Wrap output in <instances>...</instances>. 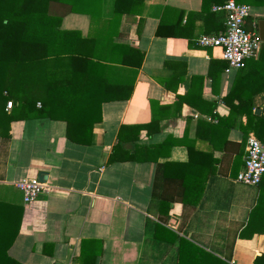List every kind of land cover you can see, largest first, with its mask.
Segmentation results:
<instances>
[{
	"label": "crops",
	"instance_id": "obj_1",
	"mask_svg": "<svg viewBox=\"0 0 264 264\" xmlns=\"http://www.w3.org/2000/svg\"><path fill=\"white\" fill-rule=\"evenodd\" d=\"M226 1L144 0L140 16L120 18L115 48L105 41L100 54L116 63L97 68L91 83L93 99L110 101L100 105L87 145L69 142L59 121L9 123L5 150L0 143V202L19 214L8 257L19 264H177L182 241L227 264H252L264 255V235L238 237L255 204L264 213V175L254 187L235 181L245 143L238 125L244 126L248 100L251 113L264 118L262 7L241 2L249 8L245 27L254 25L261 41L257 57L241 69L225 72L218 48L196 46L199 36L223 32L224 13L212 7ZM111 5L102 0L93 23L64 14L58 29L97 38ZM49 13L61 8L51 5ZM131 50L142 53L138 68L130 65ZM229 107L232 127L223 142L212 126L228 118ZM198 120L211 127L198 128ZM112 153L121 160L110 162ZM156 164L164 166L153 185ZM38 172L51 191L24 205L14 183Z\"/></svg>",
	"mask_w": 264,
	"mask_h": 264
},
{
	"label": "trees",
	"instance_id": "obj_2",
	"mask_svg": "<svg viewBox=\"0 0 264 264\" xmlns=\"http://www.w3.org/2000/svg\"><path fill=\"white\" fill-rule=\"evenodd\" d=\"M143 1L112 0L111 17L102 21L106 24L105 31L99 37L90 39L89 36L80 38L77 32L59 30V22L68 13L86 15L90 23L100 20L102 0H0V82L3 80L2 85L0 84V143L4 150L9 141V123L24 119L62 122L65 138L69 142L77 145L89 143L91 127L100 118V105L110 101L93 99L95 87L91 83L95 80L97 68L102 71L112 69L114 66L111 65L116 63L100 57V54L107 47L105 41L108 47L115 48L111 40L116 34L120 18L123 15L140 16ZM51 5L61 8V13L51 15ZM252 5L262 7L264 13V0H254ZM136 21V25L139 24L140 20ZM131 51L134 63L130 65L138 68L142 53ZM258 60L264 61L263 49ZM102 76L103 74L100 75ZM106 76L107 81L110 76ZM131 85L125 93L126 97L130 95ZM6 102H11L9 112L4 110ZM246 109L244 126L238 125V130L243 135L241 142L244 143L246 137L252 136L264 143V118L251 113L249 100ZM227 117L217 118L218 126H212L222 132L223 142L228 129L232 127L231 108ZM196 126L211 127L200 120L196 122ZM141 128L143 127H134L135 130ZM206 141L212 149L215 148L212 142L214 140L208 141L207 138ZM185 148L188 156L194 152L190 144L185 145ZM208 154L209 151L205 153ZM119 160L121 158H116L113 153L109 158L110 162ZM163 166L156 164L153 185L159 183L161 175L158 171ZM261 210L259 202L250 210L246 224L238 234L240 239H250L255 234L264 235V219L258 217L260 213L264 215ZM18 214L16 208L0 202V264H19L6 253L18 229ZM177 264L227 263L187 241H182L178 247ZM252 264H264V255L255 257Z\"/></svg>",
	"mask_w": 264,
	"mask_h": 264
},
{
	"label": "built area",
	"instance_id": "obj_3",
	"mask_svg": "<svg viewBox=\"0 0 264 264\" xmlns=\"http://www.w3.org/2000/svg\"><path fill=\"white\" fill-rule=\"evenodd\" d=\"M213 12L224 13V29L221 34L201 35L196 39L199 48H218L220 60L225 63V72L241 69L245 62L255 59L260 48V39L256 28L245 27L249 16L248 6L228 0L220 6L212 7ZM38 107L39 104L37 103ZM11 108V102H6L5 110ZM264 175V143L248 136L244 143L242 165L235 176V181L245 186H257ZM21 194L24 205L35 200L39 195L49 194L51 187L38 182L36 178H22L14 183Z\"/></svg>",
	"mask_w": 264,
	"mask_h": 264
},
{
	"label": "water",
	"instance_id": "obj_4",
	"mask_svg": "<svg viewBox=\"0 0 264 264\" xmlns=\"http://www.w3.org/2000/svg\"><path fill=\"white\" fill-rule=\"evenodd\" d=\"M258 111H259V110L256 109V110L254 111V113L257 114ZM36 180H37L38 182L44 183V182L46 181V174L43 173V172H38V173L36 174Z\"/></svg>",
	"mask_w": 264,
	"mask_h": 264
}]
</instances>
